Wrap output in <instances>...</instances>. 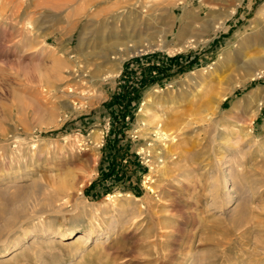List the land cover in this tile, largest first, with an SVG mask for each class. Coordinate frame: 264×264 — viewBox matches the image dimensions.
<instances>
[{"label": "rangeland", "instance_id": "obj_1", "mask_svg": "<svg viewBox=\"0 0 264 264\" xmlns=\"http://www.w3.org/2000/svg\"><path fill=\"white\" fill-rule=\"evenodd\" d=\"M256 58L264 0H0V264H264Z\"/></svg>", "mask_w": 264, "mask_h": 264}, {"label": "bare ground", "instance_id": "obj_2", "mask_svg": "<svg viewBox=\"0 0 264 264\" xmlns=\"http://www.w3.org/2000/svg\"><path fill=\"white\" fill-rule=\"evenodd\" d=\"M233 13V12H232ZM127 31H129V30H127ZM129 35V34H128ZM129 37H130V35H129ZM129 39V38H128ZM191 42V41H190ZM147 44H144V45H140V46H137V45H134V44H129V45H127V46H124L123 48L121 47V48H119V49H123V53L121 52V55L118 57V59L120 60V63L122 64V62H123V60L124 59H126L128 56H131V55H133V54H138V53H140V52H143V51H145L146 49H147V47H148V45L146 46ZM192 45H194V44H192ZM187 46H189V45H187V44H181L180 46H177V47H173L172 49H171V51L172 50H183V49H185ZM194 47V46H193ZM149 48V47H148ZM170 48V47H169ZM118 49V50H119ZM255 61V64L256 65H259V64H261V63H263L264 62V60L263 59H255L254 60ZM119 64V63H118ZM253 67H255V66H253ZM245 68L247 69V71H246V76H251V77H255L256 75H257V73L255 72L256 71V69H253L252 68V66H250V65H245ZM252 68V69H251ZM120 69V68H119ZM254 70V71H253ZM115 72V71H114ZM111 74H112V72H111ZM76 75V74H75ZM251 95H253V94H251ZM256 96V95H255ZM261 104V103H260ZM144 105H145V103H144ZM143 124L144 125H147V123L146 122H143ZM228 173V172H227ZM226 174V173H225ZM227 175V174H226ZM229 175V174H228ZM227 175V176H228ZM225 176V175H224ZM227 176H225V177H227ZM225 179V178H224ZM227 179V178H226ZM230 179V178H229ZM226 181V180H225ZM227 183V182H226ZM225 184V183H224ZM230 199V198H229ZM231 201V200H230ZM76 230H74V232L72 231V232H69L68 233V236H66L67 238H69V237H74L76 234H77V232H75ZM82 234V233H81ZM79 235V234H78ZM58 237H59V235H58ZM79 237V238H78ZM77 237V239L76 240H78V239H80V238H83V236H81V235H79ZM84 239V238H83ZM83 239H81V240H83ZM75 240V241H76ZM80 241V240H79ZM81 242V241H80ZM3 254V253H2ZM1 255V254H0ZM4 255V254H3ZM6 255V254H5ZM2 256V255H1Z\"/></svg>", "mask_w": 264, "mask_h": 264}, {"label": "built area", "instance_id": "obj_3", "mask_svg": "<svg viewBox=\"0 0 264 264\" xmlns=\"http://www.w3.org/2000/svg\"><path fill=\"white\" fill-rule=\"evenodd\" d=\"M155 77H152V79H154ZM144 80H146V79H144ZM144 80H140L139 81V83H138V87L141 89L143 86H144ZM158 85V84H157ZM168 85H169V87H171V88H173L174 87V84L173 83H165V86L166 87H168ZM158 86H160V85H158ZM161 87V89L163 88L162 86H160Z\"/></svg>", "mask_w": 264, "mask_h": 264}]
</instances>
